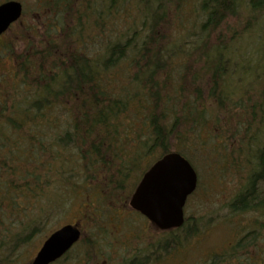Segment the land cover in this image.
Listing matches in <instances>:
<instances>
[{
  "label": "trees",
  "instance_id": "1",
  "mask_svg": "<svg viewBox=\"0 0 264 264\" xmlns=\"http://www.w3.org/2000/svg\"><path fill=\"white\" fill-rule=\"evenodd\" d=\"M43 11L33 24L24 10L0 38V62L12 61L0 71V264H32L34 239L74 211L82 236L52 264H210L245 234L263 236L264 252V66L250 59L264 60L251 41L264 39V0H51ZM206 138L211 159L228 148L246 165L245 183L207 220L187 212L157 229L133 193L169 153L196 170Z\"/></svg>",
  "mask_w": 264,
  "mask_h": 264
},
{
  "label": "rangeland",
  "instance_id": "2",
  "mask_svg": "<svg viewBox=\"0 0 264 264\" xmlns=\"http://www.w3.org/2000/svg\"><path fill=\"white\" fill-rule=\"evenodd\" d=\"M23 3L24 10L26 12V19L28 23H36L37 21H41L42 19H36V22L33 21V17L36 15H39V13L44 12V7L47 3H49L51 0H18ZM43 21V20H42ZM14 29H12L8 34L11 35L13 34ZM253 45L257 46H263L264 50V39L261 41L259 40H251ZM258 42H261L260 44ZM251 65L255 66L256 64L258 65H263L264 66V60H259L258 55H253L251 56ZM5 61V62H4ZM10 61V60H9ZM7 61V59H2L0 62V71L4 69L3 67L6 65H12V61ZM7 68V67H5ZM241 74V73H240ZM251 78L253 76L251 75H245V77ZM236 126L234 128L233 125V130L237 137V141L241 143L239 144V147L237 148H242L244 150V146L248 144V139H242V136H244L246 131V126L244 122H236ZM257 125L252 124L250 127V136L253 131L256 130ZM245 141V142H244ZM221 142V139H220ZM210 139L206 138V141L204 144H199L198 147H196V156L193 158L194 163L196 164V171L198 173V188L196 190L195 196L191 200L188 201L186 207H185V212L187 214H196L200 217L205 216V220L208 219V216H210L211 211L215 210L216 208H221L223 207L227 202H229L234 195L237 194V192L242 188V184L245 183L243 181V175L246 174L247 168L245 164L239 165L240 168H236L235 166L231 165L232 162H234L233 158H231L232 155L228 154V151L231 150H221L216 154V156H212V153H210ZM204 147V148H202ZM228 154V155H225ZM211 155V156H210ZM223 156H226L227 159H224ZM224 160L225 165H222L221 161ZM211 162L217 164L216 168H212ZM214 167V166H213ZM80 209V207H78ZM225 212V211H224ZM226 213V212H225ZM61 216V215H59ZM77 213L70 212L67 213L64 217V219H61V225H64L66 223L69 224H74L77 222L78 219ZM138 226V225H137ZM140 229H143V225H140ZM214 229H212L209 233L210 239H203L202 240V245L206 247H210L212 244V239L213 237L212 232ZM43 234V233H41ZM46 236L40 235L37 236L34 241L31 243L32 244V249L27 252V256H31L32 260L36 253L38 252L39 248L42 246L43 241L46 239ZM36 242V244H34ZM195 243L196 246L198 245V242L196 240L193 242ZM207 253V252H206ZM192 255V254H191ZM193 257V255H192ZM168 264V263H167ZM172 264V263H171Z\"/></svg>",
  "mask_w": 264,
  "mask_h": 264
},
{
  "label": "water",
  "instance_id": "3",
  "mask_svg": "<svg viewBox=\"0 0 264 264\" xmlns=\"http://www.w3.org/2000/svg\"><path fill=\"white\" fill-rule=\"evenodd\" d=\"M22 13L23 5L21 2L9 0L2 3L0 5V35L4 33L11 24L18 21ZM162 160L163 162H161ZM162 163L169 164L170 168L173 170L179 165L181 175L180 196L176 201V206L170 212L163 216L159 214L154 216L140 203L139 193L143 191L145 184H147L154 173L162 167ZM197 183L198 175L192 164L181 154L172 152L155 162L145 173L131 197L130 205L162 230L178 228L184 223V207L189 196L196 190ZM136 192L137 194H135ZM80 237L81 230L79 226L66 224L60 227L46 238L34 256L32 264L54 263L63 257L79 241Z\"/></svg>",
  "mask_w": 264,
  "mask_h": 264
},
{
  "label": "snow or ice",
  "instance_id": "4",
  "mask_svg": "<svg viewBox=\"0 0 264 264\" xmlns=\"http://www.w3.org/2000/svg\"><path fill=\"white\" fill-rule=\"evenodd\" d=\"M180 180L179 165L173 170L169 164L162 163V167L154 173L143 191L139 193L140 203L154 216L165 215L176 206L180 196Z\"/></svg>",
  "mask_w": 264,
  "mask_h": 264
},
{
  "label": "flooded vegetation",
  "instance_id": "5",
  "mask_svg": "<svg viewBox=\"0 0 264 264\" xmlns=\"http://www.w3.org/2000/svg\"><path fill=\"white\" fill-rule=\"evenodd\" d=\"M2 3H0V5ZM23 14H24V6H23L22 16ZM22 16L20 17V19L22 18ZM18 21L11 24L10 27L0 35V38L7 35ZM144 218L146 217L144 216ZM185 219H186V214H185ZM148 222L153 224L149 220ZM81 236H82V231H81ZM249 239H251L250 244H249ZM233 247H235L237 251H233ZM262 248H263V236H256L255 238L252 236L251 238H248L247 234H245L242 237L235 236L233 239H231L228 242V245L226 247L214 248L210 257V264H264V252Z\"/></svg>",
  "mask_w": 264,
  "mask_h": 264
}]
</instances>
